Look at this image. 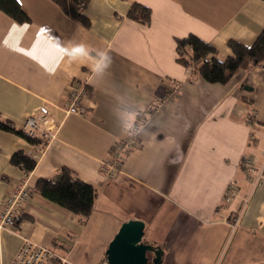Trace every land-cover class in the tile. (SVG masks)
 Wrapping results in <instances>:
<instances>
[{
  "label": "crops",
  "instance_id": "crops-1",
  "mask_svg": "<svg viewBox=\"0 0 264 264\" xmlns=\"http://www.w3.org/2000/svg\"><path fill=\"white\" fill-rule=\"evenodd\" d=\"M18 1L29 22L0 11V117L21 128L45 105L51 121L36 131L43 148L0 131V207L24 178L33 187L62 167L96 197L80 226L33 192L16 227L0 230V264L23 239L101 264L105 245L95 248L94 234L129 219L144 222L143 238L162 246L163 264H264V64L208 83L177 62L175 43L193 34L223 59L230 39L254 42L264 0H88L86 27L50 0ZM133 3L150 9L148 24L127 17ZM74 82L86 88L84 115L66 112ZM133 127L137 146L107 172L112 148ZM19 150L35 155L30 172L10 164ZM246 157L261 177L249 178Z\"/></svg>",
  "mask_w": 264,
  "mask_h": 264
},
{
  "label": "trees",
  "instance_id": "trees-1",
  "mask_svg": "<svg viewBox=\"0 0 264 264\" xmlns=\"http://www.w3.org/2000/svg\"><path fill=\"white\" fill-rule=\"evenodd\" d=\"M61 12L74 22L83 26L89 25V20L83 10L88 0H50ZM0 11L18 23L29 22V16L24 12L18 0H0ZM151 11L146 6L133 3L127 17L144 25L150 21ZM177 62L183 67L194 66L199 76L208 83L225 84L237 72L249 70L264 64V27L254 42L245 45L237 40L227 42L231 54L223 59L217 57L216 50L193 34L176 39ZM0 131L13 133L30 145L44 147L43 137L29 136L22 128L16 127L11 121L0 117ZM10 164L30 172L36 165V158L19 150L10 157ZM34 192L41 197L78 216L82 220L89 217L93 210L96 190L92 184L78 178L69 169L62 167L52 178H38L34 183ZM21 219V216H20ZM144 243L150 244L144 238ZM151 245H153L151 243ZM160 246V245H159ZM162 248V246H160ZM153 254L149 253V263ZM106 258L104 257L103 261Z\"/></svg>",
  "mask_w": 264,
  "mask_h": 264
},
{
  "label": "built area",
  "instance_id": "built-area-1",
  "mask_svg": "<svg viewBox=\"0 0 264 264\" xmlns=\"http://www.w3.org/2000/svg\"><path fill=\"white\" fill-rule=\"evenodd\" d=\"M187 68L191 72L195 70L194 66H189ZM85 94V86L81 82H74L68 91L66 112L84 115L87 111V108L82 104ZM50 121L51 119L48 117L47 106L43 105L39 109V114L28 116L21 128L27 135L35 136L39 122L43 123L49 129ZM136 131V127H133L123 140L114 145L110 152L109 161L104 165L107 172L112 173L119 171L126 155L137 146ZM32 157L35 158V155ZM241 165L249 178L252 174H256L257 178L261 177V170L259 171L254 166V158H244ZM230 188L229 186L227 189L229 195L225 200H229V196L232 195V190ZM33 192L34 188L29 184L28 179L24 178L5 196L0 207V230L14 229L16 227L17 220L22 215L23 208ZM9 264L78 263L70 259L67 255L57 253L53 247L37 245L28 239H23Z\"/></svg>",
  "mask_w": 264,
  "mask_h": 264
},
{
  "label": "water",
  "instance_id": "water-1",
  "mask_svg": "<svg viewBox=\"0 0 264 264\" xmlns=\"http://www.w3.org/2000/svg\"><path fill=\"white\" fill-rule=\"evenodd\" d=\"M144 226L138 219H129L120 225L106 249L107 264H148L149 253L153 254L151 264H161L163 249L142 241Z\"/></svg>",
  "mask_w": 264,
  "mask_h": 264
},
{
  "label": "rangeland",
  "instance_id": "rangeland-1",
  "mask_svg": "<svg viewBox=\"0 0 264 264\" xmlns=\"http://www.w3.org/2000/svg\"><path fill=\"white\" fill-rule=\"evenodd\" d=\"M112 216L114 217L115 220H119L121 221L123 219V217L125 216V214L120 213V212H112ZM86 220H83V222L79 223L80 226H84L86 223ZM123 222H121L122 224ZM120 224V225H121ZM119 225V227H120ZM118 227V229H119ZM117 229V231H118ZM115 229L112 228L111 226L109 227V229L107 230V227L104 228V231L102 232L101 229L97 234H94L93 238H92V245L96 248V247H103L104 245V250L102 255H105L106 249L110 243V241L114 238L115 234L117 233V231L114 233ZM98 235V236H97ZM109 241V242H107ZM226 246V245H225ZM101 264H107L106 259L104 261L101 262Z\"/></svg>",
  "mask_w": 264,
  "mask_h": 264
},
{
  "label": "flooded vegetation",
  "instance_id": "flooded-vegetation-1",
  "mask_svg": "<svg viewBox=\"0 0 264 264\" xmlns=\"http://www.w3.org/2000/svg\"><path fill=\"white\" fill-rule=\"evenodd\" d=\"M151 260V259H150ZM148 264H151V263H149V261H148ZM161 264H163V258H162V262H161Z\"/></svg>",
  "mask_w": 264,
  "mask_h": 264
},
{
  "label": "snow or ice",
  "instance_id": "snow-or-ice-1",
  "mask_svg": "<svg viewBox=\"0 0 264 264\" xmlns=\"http://www.w3.org/2000/svg\"><path fill=\"white\" fill-rule=\"evenodd\" d=\"M75 51L79 52V51H81V49H75Z\"/></svg>",
  "mask_w": 264,
  "mask_h": 264
}]
</instances>
